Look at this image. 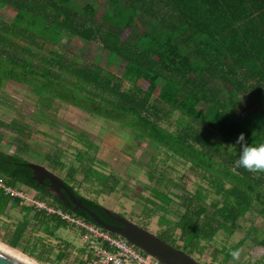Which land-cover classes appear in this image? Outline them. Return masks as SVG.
<instances>
[{
	"label": "trees",
	"instance_id": "obj_1",
	"mask_svg": "<svg viewBox=\"0 0 264 264\" xmlns=\"http://www.w3.org/2000/svg\"><path fill=\"white\" fill-rule=\"evenodd\" d=\"M101 1L105 11L97 20V4L90 0L83 6L74 0H0V91L8 81L20 83L38 97L42 109L59 101L131 126L136 142L149 139L172 153L174 162L189 163L190 171L201 174L208 187L200 184L192 193L167 178L166 171L149 167L157 185L150 188L147 202L154 208L148 212H162L161 239L192 256L203 255V241H213L220 231L233 235L249 212L264 218V171L236 163L240 133L247 142H264V0ZM5 14L11 16L6 19ZM76 39L100 44L108 61L119 62L127 73L119 75L69 49ZM20 123L14 118L8 126L17 132V152L0 147V175L101 227L33 180L29 161L18 155V150L31 151L21 136L29 125ZM85 136L78 134L85 148L78 150L79 162L91 157L94 145ZM46 158L54 171L63 167L58 156ZM76 172L74 165L68 168L66 185L106 219L104 207L72 184ZM173 187L179 194L171 192ZM209 191L218 199L208 207ZM170 213L178 220H170ZM66 225L58 219L57 228ZM257 233L252 227L247 237L264 247V237L259 239ZM245 239L227 252L223 264Z\"/></svg>",
	"mask_w": 264,
	"mask_h": 264
},
{
	"label": "rangeland",
	"instance_id": "obj_2",
	"mask_svg": "<svg viewBox=\"0 0 264 264\" xmlns=\"http://www.w3.org/2000/svg\"><path fill=\"white\" fill-rule=\"evenodd\" d=\"M90 1L97 4L95 17L101 20L105 11L102 1ZM74 2L83 6L87 0ZM5 15L6 19L11 16ZM128 33L129 29L124 32V38ZM68 47L90 61H98V64L110 68L119 75L127 73L126 68L119 62L108 61L107 52L98 43L76 39L69 42ZM141 84L145 86L142 81ZM42 108L44 107L39 105L38 97L29 87L8 81L0 91L1 149L12 154L17 152L18 142L15 140L17 132H13L8 126L14 118L21 123L26 122L29 129L26 128L21 136L29 143L31 151L18 150V155L29 162L43 165L68 182V168L74 165L77 172L74 174L72 184L81 195L97 200L104 208L121 214L142 227H147L156 235L161 232L158 221L162 212L152 214L148 212L150 208H154L147 202V198L152 197L150 188L157 185L149 177L150 168L166 171L167 178L173 179V182L192 193L196 192L200 184L208 187L207 182L201 180V174L196 175L190 171L189 163L174 162L171 159L174 157L173 154L166 152L157 143L149 139L136 142L131 126H121L120 123L89 115L59 101H56L51 109ZM79 133L86 134L85 138L94 144L90 149L91 157L84 158L83 162L77 160L78 150H85L83 142L78 139ZM217 139L224 142L220 135ZM47 155L58 156L63 167L58 166L57 171H54L46 158ZM144 186L148 187L145 189ZM162 189L167 191L163 186ZM170 190L175 195L179 194L177 187ZM209 193L211 197L208 199V207L212 199H218L211 191ZM174 200L176 203L179 202L177 198ZM171 208H175L174 202ZM209 209L213 210L211 207ZM168 218L178 220L173 213H170ZM240 225L241 229L235 230L233 235L220 231L213 241H203L202 244L206 246L204 254H196L193 257L200 264H223L227 252L241 239L246 238L239 249V256L226 260V264H264V247L252 237H247L252 227L258 229L259 239L264 237V218L249 212L240 220ZM54 237H51L54 242L64 240L69 242L72 248L68 250L62 244H55V247H52L53 253L48 257L50 262L47 264H81L84 258L81 250L86 247L82 232L71 225H66L60 227ZM223 248L226 250L222 251ZM65 249L67 251L62 253L65 257L60 260L57 258L59 251ZM21 253L19 254L29 257L24 252Z\"/></svg>",
	"mask_w": 264,
	"mask_h": 264
},
{
	"label": "water",
	"instance_id": "obj_3",
	"mask_svg": "<svg viewBox=\"0 0 264 264\" xmlns=\"http://www.w3.org/2000/svg\"><path fill=\"white\" fill-rule=\"evenodd\" d=\"M26 165L32 169L33 180L40 185L47 186L50 194L58 197L67 206L73 205V212L82 209L103 229L123 237L144 253L157 258L162 264H200L192 255L174 247L150 230L116 212H112L110 209L104 208V212L109 218L119 224H111L104 221L97 213L89 209L82 199L77 197L56 173L40 164L29 162ZM0 264L24 263L0 250Z\"/></svg>",
	"mask_w": 264,
	"mask_h": 264
},
{
	"label": "built area",
	"instance_id": "obj_4",
	"mask_svg": "<svg viewBox=\"0 0 264 264\" xmlns=\"http://www.w3.org/2000/svg\"><path fill=\"white\" fill-rule=\"evenodd\" d=\"M0 190L12 200L29 203L36 211L47 217L59 219L79 229L86 243L83 258L85 264H162L157 258L144 253L123 237L114 236L109 231L48 201L29 196L18 187L9 184L2 175Z\"/></svg>",
	"mask_w": 264,
	"mask_h": 264
},
{
	"label": "crops",
	"instance_id": "obj_5",
	"mask_svg": "<svg viewBox=\"0 0 264 264\" xmlns=\"http://www.w3.org/2000/svg\"><path fill=\"white\" fill-rule=\"evenodd\" d=\"M16 187L29 196L40 199L34 189L22 185ZM57 224L58 219L47 217L42 212L36 211L29 203H24L21 200H12L0 190L1 244L7 247H10L9 245L16 246V248H10L17 252L21 251L31 254L36 260L39 258L47 260L49 255L53 253L52 247H55V244H62L68 250L72 248L67 241L54 242L52 239L55 238L54 236L59 229ZM66 249L59 251V254L65 253ZM83 250L85 251V249Z\"/></svg>",
	"mask_w": 264,
	"mask_h": 264
},
{
	"label": "clouds",
	"instance_id": "obj_6",
	"mask_svg": "<svg viewBox=\"0 0 264 264\" xmlns=\"http://www.w3.org/2000/svg\"><path fill=\"white\" fill-rule=\"evenodd\" d=\"M237 144L240 146V151L236 163L249 171H264V142H247L244 134L240 133ZM230 255L236 259L239 256V250L231 251Z\"/></svg>",
	"mask_w": 264,
	"mask_h": 264
},
{
	"label": "bare ground",
	"instance_id": "obj_7",
	"mask_svg": "<svg viewBox=\"0 0 264 264\" xmlns=\"http://www.w3.org/2000/svg\"><path fill=\"white\" fill-rule=\"evenodd\" d=\"M0 250L5 252L6 254L12 256L13 258L17 259L18 261L24 263V264H39L31 259H28L27 257H24L23 255L16 252L14 249H11L7 247L4 244L0 243Z\"/></svg>",
	"mask_w": 264,
	"mask_h": 264
},
{
	"label": "flooded vegetation",
	"instance_id": "obj_8",
	"mask_svg": "<svg viewBox=\"0 0 264 264\" xmlns=\"http://www.w3.org/2000/svg\"><path fill=\"white\" fill-rule=\"evenodd\" d=\"M46 182H48V181H46ZM41 186H43V185H41ZM44 187H46L47 188V190H48V187L47 186H44ZM49 191V190H48ZM53 195V194H52ZM60 200V199H59ZM113 212V211H112ZM106 214V213H105ZM106 219H104V218H102L104 221H106V222H108V223H111V224H119V223H117V222H115L114 220H112L111 218H109L108 216H107V214H106ZM124 217V216H123Z\"/></svg>",
	"mask_w": 264,
	"mask_h": 264
}]
</instances>
